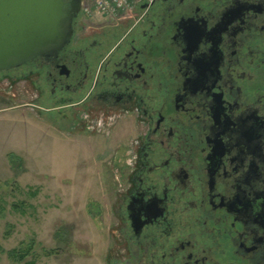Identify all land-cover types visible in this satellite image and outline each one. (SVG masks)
I'll return each instance as SVG.
<instances>
[{"label":"flooded vegetation","instance_id":"1","mask_svg":"<svg viewBox=\"0 0 264 264\" xmlns=\"http://www.w3.org/2000/svg\"><path fill=\"white\" fill-rule=\"evenodd\" d=\"M82 17L0 87L24 83L62 127L127 142L108 264H264V0Z\"/></svg>","mask_w":264,"mask_h":264},{"label":"rangeland","instance_id":"2","mask_svg":"<svg viewBox=\"0 0 264 264\" xmlns=\"http://www.w3.org/2000/svg\"><path fill=\"white\" fill-rule=\"evenodd\" d=\"M32 100L24 83L0 87V264L15 250L19 264H108L127 142L62 127Z\"/></svg>","mask_w":264,"mask_h":264},{"label":"water","instance_id":"3","mask_svg":"<svg viewBox=\"0 0 264 264\" xmlns=\"http://www.w3.org/2000/svg\"><path fill=\"white\" fill-rule=\"evenodd\" d=\"M81 7L82 0H0V71L61 50Z\"/></svg>","mask_w":264,"mask_h":264},{"label":"built area","instance_id":"4","mask_svg":"<svg viewBox=\"0 0 264 264\" xmlns=\"http://www.w3.org/2000/svg\"><path fill=\"white\" fill-rule=\"evenodd\" d=\"M140 1L142 0H83L82 10L93 20H117L131 13Z\"/></svg>","mask_w":264,"mask_h":264},{"label":"trees","instance_id":"5","mask_svg":"<svg viewBox=\"0 0 264 264\" xmlns=\"http://www.w3.org/2000/svg\"><path fill=\"white\" fill-rule=\"evenodd\" d=\"M11 255L14 257L15 260H17L15 264H19L18 261H23V259L26 258L27 254L24 255L23 252L15 250L11 253ZM24 264H36V262L34 260H32L29 262L27 261Z\"/></svg>","mask_w":264,"mask_h":264}]
</instances>
